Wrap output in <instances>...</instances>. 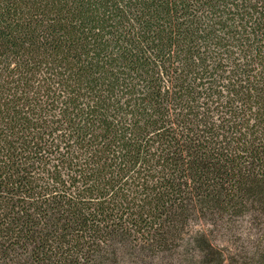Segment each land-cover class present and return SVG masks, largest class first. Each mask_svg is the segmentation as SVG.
Wrapping results in <instances>:
<instances>
[{"label":"trees","instance_id":"16d2710c","mask_svg":"<svg viewBox=\"0 0 264 264\" xmlns=\"http://www.w3.org/2000/svg\"><path fill=\"white\" fill-rule=\"evenodd\" d=\"M263 238L264 0H0V264Z\"/></svg>","mask_w":264,"mask_h":264},{"label":"rangeland","instance_id":"374dc122","mask_svg":"<svg viewBox=\"0 0 264 264\" xmlns=\"http://www.w3.org/2000/svg\"><path fill=\"white\" fill-rule=\"evenodd\" d=\"M217 244L220 245V243ZM244 264H264V238L252 250V252L248 254V256L245 258Z\"/></svg>","mask_w":264,"mask_h":264}]
</instances>
